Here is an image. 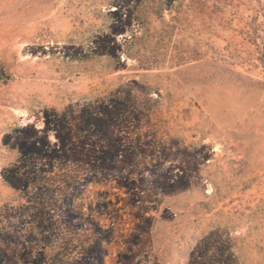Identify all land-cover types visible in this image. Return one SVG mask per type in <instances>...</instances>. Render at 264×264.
<instances>
[{
  "label": "rangeland",
  "instance_id": "rangeland-1",
  "mask_svg": "<svg viewBox=\"0 0 264 264\" xmlns=\"http://www.w3.org/2000/svg\"><path fill=\"white\" fill-rule=\"evenodd\" d=\"M118 1L0 0V207L23 201L2 178L18 156L4 133L45 108L130 96L158 149L197 172L161 196L147 233L123 188L88 184L76 205L105 235L99 264H189L212 232L237 264H264V0L119 1L114 14ZM121 15L113 53H94Z\"/></svg>",
  "mask_w": 264,
  "mask_h": 264
},
{
  "label": "trees",
  "instance_id": "trees-1",
  "mask_svg": "<svg viewBox=\"0 0 264 264\" xmlns=\"http://www.w3.org/2000/svg\"><path fill=\"white\" fill-rule=\"evenodd\" d=\"M119 1L114 14L123 7ZM119 21L121 26L113 22L110 34L92 42L94 53H113L115 35L129 25L122 15ZM160 143L144 132L143 111L135 99L118 94L63 112L45 108L35 121L4 133L2 144L18 156L2 170V178L23 201L0 207V264L101 263L105 235L76 205L92 182L114 181L123 188L138 208L137 230L147 233L153 219L149 212L157 209L161 196L188 189L197 172V167L175 164L170 152L158 149ZM83 233L93 238L80 242ZM189 264L237 262L229 241L212 232L192 250Z\"/></svg>",
  "mask_w": 264,
  "mask_h": 264
},
{
  "label": "water",
  "instance_id": "water-1",
  "mask_svg": "<svg viewBox=\"0 0 264 264\" xmlns=\"http://www.w3.org/2000/svg\"><path fill=\"white\" fill-rule=\"evenodd\" d=\"M0 76H1V74H0Z\"/></svg>",
  "mask_w": 264,
  "mask_h": 264
}]
</instances>
